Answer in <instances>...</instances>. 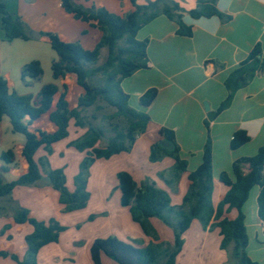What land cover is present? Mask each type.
Here are the masks:
<instances>
[{"label": "crops", "instance_id": "obj_1", "mask_svg": "<svg viewBox=\"0 0 264 264\" xmlns=\"http://www.w3.org/2000/svg\"><path fill=\"white\" fill-rule=\"evenodd\" d=\"M92 1L95 7L105 8L118 15L134 9L130 0ZM146 1L149 0H138L137 4L144 5ZM174 1L187 12L195 9L200 0ZM39 4H43L42 13L45 17L36 20L35 24L39 25L37 27L31 24V19L26 14L28 9L36 8ZM5 5L12 16L22 19L29 32L33 30L39 34L37 40L40 43H36L31 37L27 41L16 39L8 42L1 28L0 16V78L7 81L11 91L20 95L37 94L44 83L51 82V63L57 56L51 47L47 48L49 42L41 36L42 32L55 33L64 42L79 41L86 50L93 49L100 40L101 32L66 13L60 0H34L29 4H25L23 0H7ZM82 5L88 7L89 4ZM216 7L230 20L225 22L218 17L193 19L186 13L183 14V22L190 26L191 36L179 35L177 23L164 16L156 18L138 32L137 39L147 41V68L124 79L121 88L129 95L130 104L135 109L139 108V98L146 91H157L151 105L144 109L150 118V124L147 132L136 138L130 152L115 155L100 163L103 164L100 169L104 173L99 175L95 186V196L98 199L95 209L90 207V197L84 209L63 212L58 193L46 183L14 188L11 199L28 209L32 217L44 222L53 218L67 228L60 234L57 243L46 245L40 250L38 264H92L89 248L97 238L114 236L127 242L122 238L127 237L141 244L149 243L140 229L130 223V220L133 221L128 208L120 204V195L115 190L119 172H128L137 184L145 180L154 182L157 187L169 193L173 206H179L187 190V175L200 165L204 146L210 140L214 176L211 199L216 208L228 191V187L219 181L220 173H229L235 160L256 154L264 142V0H217ZM82 33L85 36L81 37ZM256 45L261 48L262 71L234 93L229 107L215 114L227 96L224 85L226 78L247 59ZM31 60H38L43 70V83L41 86L35 85L32 92L31 89H25L20 81L22 66ZM70 75L72 74L53 82L58 87L54 101L65 91L66 86V100L72 109L77 106L83 89L78 86L76 78L72 79ZM161 128L174 132L180 155L187 162V171L172 189L160 180L158 174L169 170L174 160L166 157L155 163L149 161L150 145L154 141H159L167 150L173 148L172 144L158 137L157 133ZM28 129L31 132L41 130L53 133L56 127L49 121L47 113L29 125ZM237 131H244L249 141L237 149H232L230 143ZM83 133V129L69 132L70 139L66 145ZM23 145L24 137L13 133L8 118L4 117L0 123V155L9 149H13L15 154L13 164L6 165L0 158V171L6 168V172H2L5 182L16 180L28 170V164L22 157ZM44 155L40 150L36 156ZM67 155L70 156L68 160L72 167L70 175L63 169L64 166H60L61 162L56 166L51 158L49 162L52 168L61 167L64 170L66 187L73 191L72 178L78 172L82 155L70 150L64 152V156ZM258 192V187L251 190L243 211L249 236L248 255L256 264H264V221L259 219L257 213ZM13 202L0 200V250L10 245L12 251L22 258L26 251L24 238L32 232V227L29 224H15L12 217ZM3 210L7 212L6 215L2 214ZM236 216L235 209L224 214L230 220ZM150 221L160 240L169 243L173 241L172 231L168 227L158 219L152 218ZM124 224L132 229L126 236H123L126 233ZM5 226H10L7 231V235L11 237L9 242L5 235H1ZM211 232L212 230H203L194 220L183 234V248L175 264H196L191 262L195 261L194 255L192 260L188 259V251L192 254L197 252L202 261L206 250L210 249L207 243ZM218 242L217 238L215 244ZM208 259L210 260L209 256ZM101 260L102 264H117L105 256ZM221 261L227 263L228 259L221 257ZM0 264L16 263L10 258H0Z\"/></svg>", "mask_w": 264, "mask_h": 264}, {"label": "trees", "instance_id": "obj_2", "mask_svg": "<svg viewBox=\"0 0 264 264\" xmlns=\"http://www.w3.org/2000/svg\"><path fill=\"white\" fill-rule=\"evenodd\" d=\"M137 1L130 0L134 8L132 11L118 15L94 5L85 7L78 4L77 0H60L66 13L101 32L100 40L91 50L84 49L79 41L64 42L55 33H41L48 39L57 56L51 63L53 80L72 74L78 86L83 89L75 108L71 109L66 100V86L65 91L54 101L58 92L54 83L41 86L35 96L20 95L11 91L7 81L0 78V123L4 117L8 118L12 132L24 137L22 157L28 164L27 172L11 182L3 180L2 172H6V168L1 169L0 200L13 202L11 195L17 186L46 183L58 193L63 212L84 209L90 198L87 183L92 164L99 159L108 160L115 155L130 152L136 138L146 133L150 124V118L144 109L151 105L157 91H146L139 98V108L135 109L130 104L129 95L121 88L124 79L147 68V41L137 39L140 29L164 16L177 23L179 35L191 36L190 26L183 22L185 13L193 19L218 17L225 22L230 20L217 9V0H200L195 9L187 12L174 0H149L144 5L137 4ZM5 2L6 0H0L1 28L5 40H29L26 24L19 16H12L7 11ZM102 49L107 50V56L101 64H97ZM262 68L261 48L256 45L247 59L226 78L224 85L227 96L215 114L229 107L234 93L262 71ZM42 75L43 70L38 60L28 62L20 70L21 80L25 85L40 80ZM90 108L93 112L88 117L85 113ZM105 109H112L113 112L103 115L100 124H94L93 121L98 120L96 114ZM47 113L56 130L53 133L41 130L31 132L28 126ZM71 122L76 128L83 129L84 133L68 146L86 153L79 172L73 178V191L66 187L64 170L52 169L48 160L54 145L69 136ZM157 134L161 140L172 144L173 148L167 150L159 141H154L150 145L149 161L155 163L166 157L174 160L169 170L158 174L160 180L172 189L187 171V162L180 155L172 130L161 128ZM248 141L249 137L244 131H237L230 146L237 149ZM40 150L45 155L37 158ZM0 158L6 165L13 164V149L1 153ZM213 180L210 140L204 146L200 165L187 175V190L179 206H173L169 193L157 187L154 182L145 180L137 184L128 172H119L117 188L120 191V204L128 208L132 221L139 225L143 235L150 241L146 245H134L114 236L97 238L89 248L91 263L102 264L101 258L105 256L117 264H175L183 248V234L196 220L203 230H219L220 248L226 253L228 262L256 264L247 251L249 236L243 207L251 190L258 187L257 213L259 219L264 221V142L255 155L235 160L229 173H220L219 181L228 187V191L216 208L211 199ZM13 203L12 217L15 224H29L32 232L24 238L26 251L22 258L12 251L10 245L0 250V258H10L16 264H38L40 250L46 245L57 243L66 227L53 218L47 222L39 221L31 216L28 209ZM230 209L237 211L236 218L232 220L224 217L225 212ZM2 214L6 215L7 212L3 210ZM152 218L158 219L172 231L171 243L160 240L151 224ZM9 229L10 226H5L1 235ZM10 239L8 236V240Z\"/></svg>", "mask_w": 264, "mask_h": 264}, {"label": "rangeland", "instance_id": "obj_3", "mask_svg": "<svg viewBox=\"0 0 264 264\" xmlns=\"http://www.w3.org/2000/svg\"><path fill=\"white\" fill-rule=\"evenodd\" d=\"M7 1V0H6ZM30 1H34V0H23V2H25V4L27 3V4H29V2ZM147 2V1H146ZM77 3L78 4H84V3H88L89 5H88V7H91V6H93L94 5V2L92 1V0H77ZM121 3V2H120ZM32 6V5H31ZM41 6V7H40ZM47 6V5H46ZM42 8H43V4H39L36 8L35 7H31V9H28V12H27V14H26V16L27 17H29L30 19H31V24H33V25H36L35 24V22H36V20H38V19H42L43 17H45L44 16V14L42 13ZM37 27L39 26V25H36ZM38 33V31H31V32H29V36H30V33ZM43 34L44 33H47V32H42ZM43 38H46L44 35H41ZM83 36H85V33H82L81 34V37H83ZM33 39V38H32ZM34 40H36V43H40V41L39 40H37V39H34ZM49 44H47V48L48 49H50V45L48 46ZM106 56H107V50L106 49H102L101 50V52H100V56H99V59H98V61H97V64H101L104 60H105V58H106ZM32 61V60H31ZM71 77H72V79H75V76L74 75H70ZM50 77H51V82L50 83H53L55 80H53V78H52V76H51V74H50ZM20 81L22 82V85H23V87L25 88V89H31V92H32V90H33V88H34V86L35 85H40L41 83H43V75H42V77H41V79L40 80H38V81H31L30 82V85H25V83L21 80V76H20ZM45 84V83H44ZM41 86V85H40ZM31 95H33V96H35L36 95V93H31ZM93 112V109H88L87 111H86V115L89 117L90 115H91V113ZM113 112V110L112 109H105V110H102V111H99L96 115H97V117H98V120H96V121H93L94 122V124H100L101 123V119H102V116L103 115H106V114H111ZM75 130H79V128H76L75 126H74V124H73V122H71V124H70V126H69V132L70 133H73ZM70 139V135L67 137V138H65L64 140H61V141H59V142H57L56 144H55V146H54V150H53V152H52V154L50 155V156H48V160H49V158H51V161H52V163L54 164V166H56V165H58V164H60L59 162H61L62 164L60 165L61 167L62 166H64L63 167V169H66L67 170V173L70 175L71 174V169H72V167H71V164H70V161L68 160V158L70 157L69 155H67L66 157L64 156V152L65 151H68V150H70V151H73L75 154L76 153H78V154H81L82 155V159H81V161H80V163L82 162V160L84 159V157L86 156V153L85 152H79V151H77L76 149H74V148H72V147H68L67 145H66V142L68 141ZM65 143V144H64ZM37 158L38 157H40V156H36ZM65 159H67V160H65ZM50 161V160H49ZM97 161L99 162V163H97ZM104 161H106V160H104V159H99V160H96L93 164H92V166L90 167V169H89V176H88V181H90V186L88 187V183H87V191L89 192V194H90V197H91V206L90 207H92V209H95L96 207H97V201H98V199H97V197L95 196V192H96V185H97V180H98V177H99V175L101 174V173H104V170L102 171L100 168H101V166L103 165V164H100V163H102V162H104ZM67 162V163H66ZM69 162V163H68ZM50 163V162H49ZM80 163H79V165H78V172H79V167H80ZM66 164H69L68 165V167H66ZM60 167V168H61ZM52 168V167H51ZM52 169H55V168H52ZM77 172V173H78ZM105 175H107V173H105ZM72 180H73V178H72ZM73 182V181H72ZM38 186V185H37ZM115 190L118 192V194L120 195V191L118 190V188H117V180H116V185H115ZM90 199V198H89ZM125 208H127V207H125ZM130 223H133V225H135V227H137L138 229H140V227H139V225L138 224H136L135 222H131V220H130ZM124 228H125V235H123V236H126V234L128 233V232H131V230L132 229H129V227H128V225L127 224H124ZM66 230H67V228H66ZM65 230V231H66ZM64 231V232H65ZM140 231H141V229H140ZM157 232V231H156ZM142 233V232H141ZM157 234H158V232H157ZM5 235V237H6V240L9 242V240H8V236L9 235H7V233H5L4 234ZM128 236V235H127ZM158 236H159V234H158ZM125 241H127V242H129V243H131V244H136V245H139V244H141L140 242H136V241H133L132 239H129V238H127V237H122ZM217 238L219 239V242L218 243H216L215 244V240H217ZM147 240L148 241H150V239L149 238H147ZM220 243H221V237H220V235H219V230L217 229V228H213L212 229V232H211V236H210V238L208 239V245L210 246V249L209 250H206V252H205V254H204V256H203V260L201 261L200 260V257H199V255L197 254V252L196 253H194V254H192L191 252H189L188 251V253H187V257H188V259L189 260H192L193 259V255L195 256V261H191V262H195L196 264H216V263H218V264H234L233 262L231 263V262H228L227 261V263H223L222 261H221V257L222 258H226L227 257V255L225 254V252L223 251V250H221V248H220ZM192 249V248H191ZM191 249H190V251H191ZM189 255V256H188ZM208 256L210 257V260L208 259ZM227 259H228V257H227Z\"/></svg>", "mask_w": 264, "mask_h": 264}, {"label": "water", "instance_id": "obj_4", "mask_svg": "<svg viewBox=\"0 0 264 264\" xmlns=\"http://www.w3.org/2000/svg\"><path fill=\"white\" fill-rule=\"evenodd\" d=\"M30 37L33 39H38L39 38V34L38 33H30Z\"/></svg>", "mask_w": 264, "mask_h": 264}]
</instances>
